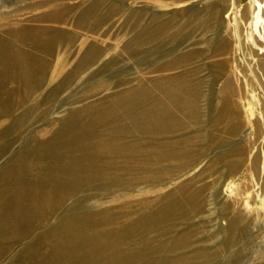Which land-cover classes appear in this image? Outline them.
I'll list each match as a JSON object with an SVG mask.
<instances>
[{"label": "rangeland", "instance_id": "rangeland-1", "mask_svg": "<svg viewBox=\"0 0 264 264\" xmlns=\"http://www.w3.org/2000/svg\"><path fill=\"white\" fill-rule=\"evenodd\" d=\"M56 5L67 18L90 5L91 35L61 49L56 66L51 55L29 46V54L56 69L55 80L32 92L33 113L23 121L17 115L28 105L20 104L16 91L0 106L4 128L14 127L0 166L31 144L60 135V143L38 146L35 164L52 168L49 150H55L77 171L70 196L35 221V236L49 235L44 256L60 255V264H67L61 250L71 247L68 239L83 227L74 223L75 214H85L84 226L97 245L89 264H264V212L247 209V202L254 205L248 195L229 196L231 187L251 183L252 172L244 157L240 165L239 155L231 154L243 138L228 141V115L222 111L227 100L242 119L248 109L242 101L264 110V74L248 35L249 0L238 5L237 26L226 20L234 10L229 0H0V35L36 9ZM96 37L106 43L91 57L84 49ZM176 96L195 101L189 116L159 120ZM8 104L14 105L12 114L5 112ZM73 123L91 129L80 146L69 129ZM186 149L191 155L182 158ZM256 151L264 187V137ZM193 160L203 163L181 188L175 183ZM231 168L237 170L229 175ZM199 188L201 211L175 220L169 214L173 197ZM20 251L0 264H23Z\"/></svg>", "mask_w": 264, "mask_h": 264}, {"label": "bare ground", "instance_id": "bare-ground-1", "mask_svg": "<svg viewBox=\"0 0 264 264\" xmlns=\"http://www.w3.org/2000/svg\"><path fill=\"white\" fill-rule=\"evenodd\" d=\"M5 1L7 0H1V4ZM229 1L232 2L234 10L226 20L229 24L234 23L236 26L238 23L242 24V5L238 7L241 0ZM249 6L253 18L248 35L252 44L258 47L256 55L264 74V0H249ZM40 10V8L36 9L29 16L12 22L5 31L6 35H0V106L4 101H11L15 91L19 93L18 98L22 100L20 104L28 105L17 115L19 121L27 119L33 113L34 94L32 92L54 82L56 77V69L48 65L43 58L29 54L27 48L33 46L37 53L51 55L55 59L53 65L56 66L60 63V50L77 39L90 36L89 32L93 29L90 5L77 7L75 15L71 18L65 16V11L60 10V5L46 12ZM105 43V38H92L84 51L94 57L102 52ZM10 85L13 86L10 87ZM242 102L248 106L245 119L240 118L232 101H223L222 111L223 115L224 113L228 115V141L234 144L237 139L243 138L241 145L231 147V154L239 155L240 165L243 164L241 161L243 157L245 161H248L252 177L251 183L245 185L244 189L231 187L229 196L233 200H240L242 195L252 197L254 205L252 202H247V209L253 214H261L264 212V187L259 170L263 160L256 151V147L264 137V110L261 108L262 112L257 111L251 105V101ZM194 107L195 101H181V96H176L165 104L158 119L161 120L167 116L172 119L188 117ZM13 109L14 105L8 104L5 112L12 114ZM100 127L101 125L98 126ZM13 128L6 130L4 122L0 119V159L12 138ZM69 129L77 146L82 144L81 138H84L85 134L91 130H81V127L74 123L69 126ZM46 141L41 139L38 146L60 143V135ZM31 145L16 157L14 155L4 161L0 166V263L10 261L12 251L21 247L18 258L25 261L23 264H60V255L44 256V243L45 240L46 242L49 240V235L41 233L35 236L37 230L35 221L56 210L60 206V198L70 196V190L76 184L77 171L73 162L64 158L60 159V155H57L55 150H49V156L53 162L52 168L49 163L46 166L42 163L35 164L38 158V146ZM180 154L182 158L190 157L191 152L186 149ZM180 154H177L175 158ZM201 162L203 163L202 160L190 161L185 168V177L175 184H183L182 188L197 172L195 169L202 164ZM207 166L208 163L203 168ZM236 170L231 168L229 175ZM202 194L201 188L181 190L179 195L173 197L169 214L178 221L187 219L193 212L201 211L204 203ZM160 216L162 213L157 212L155 218L158 219ZM74 223H81L83 227L80 228L79 234L76 233L68 239L71 247L67 251L61 250L62 256L67 264L69 262L78 264L81 261L89 264L97 245L88 236L87 226H84L88 223V215L75 214ZM148 225L146 223L143 230Z\"/></svg>", "mask_w": 264, "mask_h": 264}]
</instances>
